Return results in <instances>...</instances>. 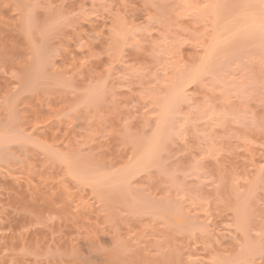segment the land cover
Returning a JSON list of instances; mask_svg holds the SVG:
<instances>
[{
	"label": "rangeland",
	"instance_id": "obj_1",
	"mask_svg": "<svg viewBox=\"0 0 264 264\" xmlns=\"http://www.w3.org/2000/svg\"><path fill=\"white\" fill-rule=\"evenodd\" d=\"M263 31L264 0H0V264H264Z\"/></svg>",
	"mask_w": 264,
	"mask_h": 264
},
{
	"label": "bare ground",
	"instance_id": "obj_2",
	"mask_svg": "<svg viewBox=\"0 0 264 264\" xmlns=\"http://www.w3.org/2000/svg\"><path fill=\"white\" fill-rule=\"evenodd\" d=\"M237 1H239V0H237ZM248 2H249V1H248ZM252 2H253V1H252ZM236 4H237V3H236ZM246 6H247V5H246ZM249 6H250V5H249ZM251 6H252V5H251ZM233 7H235V6H233ZM238 7H239V5H238ZM255 7H256V6H255ZM245 8H246V7H245ZM253 8H254V7H253ZM233 12H234V11H233ZM247 12H248V11H247ZM252 12H253V11H252ZM245 13H246V12H245ZM247 15H248V14H247ZM241 20H242V19H241ZM238 21H239V18H238ZM243 21H244V20H243ZM243 21H239V22H243ZM237 24H238V23H237ZM239 24H240V23H239ZM255 24H256V23H255ZM258 24H259V23H257V25H258ZM252 25H253V24H252ZM230 26H231V25H230ZM254 26H255V25H254ZM258 26H259V25H258ZM225 27H226V26H225ZM255 27H257V26H255ZM222 29H223V28H222ZM251 29H252V28H251ZM243 30H244V29H243ZM252 31H253V30H252ZM254 31H255V30H254ZM255 32H256V31H255ZM263 32H264V31H263ZM233 33H234V32H233ZM235 33H236V32H235ZM253 33H254V32H253ZM231 35H232V34H231ZM235 35H236V34H235ZM247 35H248V34H247ZM243 36H244V34H243ZM236 37H237V36H236ZM241 37H242V36H241ZM245 37H246V36H245ZM263 37H264V36H263ZM233 38H234V37H233ZM242 38H243V37H242ZM227 39H228V38H227ZM219 40H220V39H219ZM248 40H249V39H248ZM223 41H225V40H223ZM223 41H222V42H223ZM225 42H226V41H225ZM254 42H255V41H254ZM246 43H247V42H246ZM224 44H225V43H224ZM240 44H241V43H240ZM225 46H226V45H225ZM219 49H220V48H219ZM225 49H226V48H225ZM209 52H210V51H209ZM212 52H213V50H212ZM221 52H222V51H221ZM207 56H208V55H207ZM211 57H212V56H211ZM208 58H209V57H208ZM202 70H203V69H202ZM193 72H194V71H193ZM202 72H204V71H202ZM180 84H181V83H180ZM180 84H179V85H180ZM181 85H182V84H181ZM184 88H185V87H184ZM184 88H183V89H184ZM180 90H181V89H180ZM173 91H174V90H173ZM179 92H180V91H179ZM181 92H183V91H181ZM181 92H180V93H181ZM180 95H181V94H180ZM170 100H171V99H170ZM163 105H164V104H163ZM171 106H172V105H171ZM171 106H170V107H171ZM163 107H164V106H163ZM165 107H166V106H165ZM172 107H173V106H172ZM178 109H179V108H178ZM175 111H177V110H175ZM169 112H170V111H169ZM171 112H172V111H171ZM169 114H170V113H169ZM172 116H173V115H172ZM163 117H164V116H163ZM165 117H167V116H165ZM165 117H164V118H165ZM169 117H170V115H169ZM169 117H168V118H169ZM160 128H161V127H160ZM171 129H172V128H171ZM158 131H159V130H158ZM154 134H155V133H154ZM156 136H157V135H156ZM169 136H170V135H169ZM166 137H167V136H166ZM8 140H9V138H8ZM11 141H12V140H11ZM161 143H162V141H161ZM156 144H157V143H156ZM158 145H159V144H158ZM162 146H163V145H162ZM153 147H154V146H153ZM155 147H157V145H156ZM163 147H164V146H163ZM151 148H152V147H151ZM160 148H161V147H160ZM161 149H162V151H163V148H161ZM153 150H154V149H153ZM144 151H146V150H144ZM148 153H149V152H148ZM152 153H153V152H152ZM161 153H163V152H161ZM161 153H160V155H161ZM149 156H150V155H149ZM149 156H148V157H149ZM153 157H154V156H153ZM160 157H161V156H160ZM141 158H142V157H141ZM141 161H142V160H141ZM142 162H144V161H142ZM144 163H145V162H144ZM98 170H99V169H98ZM124 170H125V169H124ZM116 175H117V174H116ZM122 176H123V175H122ZM124 176H125V175H124ZM126 177H127V176H126ZM100 179H101V178H100ZM97 180H98V179H97ZM106 181H107V180H106ZM119 181H120V180H119ZM128 181H129V180H128ZM128 181H127V182H128ZM115 182H116V180H115ZM121 183L123 184L122 181H121ZM124 183H125V180H124ZM109 185H110V184H109ZM126 185H127V184H126ZM129 185L132 186L131 183H130ZM101 186H102V185H101ZM105 186H106V185H105ZM107 186H108V185H107ZM114 186L116 187V185H114ZM114 186H113V187H114ZM110 187H111V186H110ZM99 188H100V187H99ZM122 189H123V188H122ZM128 189H129V188H128ZM106 190H107V189H106ZM132 191H133V190H132ZM136 193H137V192H136ZM120 194H121V193H120ZM138 198H139V197H138ZM134 203H135V202H134ZM144 205H145V204H144Z\"/></svg>",
	"mask_w": 264,
	"mask_h": 264
}]
</instances>
